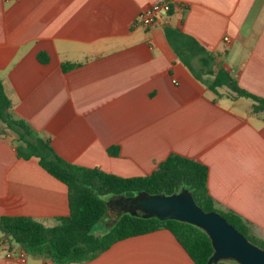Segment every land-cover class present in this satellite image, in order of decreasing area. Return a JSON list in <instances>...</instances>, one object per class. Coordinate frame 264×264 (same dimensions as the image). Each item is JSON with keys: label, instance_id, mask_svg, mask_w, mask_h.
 <instances>
[{"label": "crops", "instance_id": "crops-1", "mask_svg": "<svg viewBox=\"0 0 264 264\" xmlns=\"http://www.w3.org/2000/svg\"><path fill=\"white\" fill-rule=\"evenodd\" d=\"M156 1L0 0V82L11 115L65 161L122 177L150 174L170 153L201 162L217 207L264 239V112L225 85L211 90L213 75L195 76L175 51V32L191 36L215 67L264 98V0H173L152 26L135 24ZM13 138L0 135V217L53 226L68 214L67 186L37 157L18 156ZM20 249L0 232V264H55L7 257ZM67 264L194 262L159 228Z\"/></svg>", "mask_w": 264, "mask_h": 264}, {"label": "trees", "instance_id": "trees-1", "mask_svg": "<svg viewBox=\"0 0 264 264\" xmlns=\"http://www.w3.org/2000/svg\"><path fill=\"white\" fill-rule=\"evenodd\" d=\"M180 38L176 48L179 59L197 77L213 75L208 87L216 90L222 85L233 91L235 97L253 101L252 112H264V98L240 87L223 66L215 67L214 55L204 49L194 38L175 32ZM11 103L5 96L0 82V135L5 129L15 133L13 142L18 156L38 158L42 168L66 184L68 207L66 216L59 217L53 226L26 216L0 217V232L10 243L19 246L28 255L48 259L55 264L87 261L97 256L112 243L128 236L168 229L183 246L194 264H208L213 247L208 235L201 228L176 219L143 216L141 212H124L107 225L108 196L135 197L141 195H170L188 190L196 204L204 211L219 212L247 239L264 249V239L250 232L244 219L230 210L217 207L207 189V166L194 159L170 153L154 170L144 176L122 177L105 172L98 167H85L65 161L51 147L49 140L11 115ZM116 154L117 148H110ZM212 264H237L223 260Z\"/></svg>", "mask_w": 264, "mask_h": 264}, {"label": "water", "instance_id": "water-1", "mask_svg": "<svg viewBox=\"0 0 264 264\" xmlns=\"http://www.w3.org/2000/svg\"><path fill=\"white\" fill-rule=\"evenodd\" d=\"M108 200L106 216L113 221L124 212L143 216H157L164 219H176L193 224L208 235L213 253L208 264L223 260H234L237 264H264V249L250 242L217 211H204L194 201L191 193L184 189L170 195H141L118 197L116 204L120 210H111ZM115 209V208H114ZM116 213V214H115ZM112 214H115L112 217Z\"/></svg>", "mask_w": 264, "mask_h": 264}, {"label": "built area", "instance_id": "built-area-1", "mask_svg": "<svg viewBox=\"0 0 264 264\" xmlns=\"http://www.w3.org/2000/svg\"><path fill=\"white\" fill-rule=\"evenodd\" d=\"M172 1L173 0H158L156 2L144 6L135 18L134 23L143 27L152 26L159 15L168 14L170 12L172 7ZM223 40L225 42L230 41L228 37H224ZM27 256V252L22 249L16 252L7 253V257H15L21 262H25ZM46 264H51V262L48 261L46 262Z\"/></svg>", "mask_w": 264, "mask_h": 264}, {"label": "rangeland", "instance_id": "rangeland-1", "mask_svg": "<svg viewBox=\"0 0 264 264\" xmlns=\"http://www.w3.org/2000/svg\"><path fill=\"white\" fill-rule=\"evenodd\" d=\"M224 88V87H223ZM225 89V88H224ZM243 100H245V101H242V102H250L249 100H247V99H243ZM0 126L3 128V125H2V123H1V121H0ZM5 134L6 135H8V136H10V135H12L13 137L15 136V133L12 131V130H10V129H5ZM108 199H111V203H110V205H111V210H120V208H119V204H116V200L118 199V197H110V196H108L107 197ZM115 208V209H114ZM116 214V213H115ZM115 214H112V217H114L115 216ZM115 220H113V221H110V220H107V222H106V225H104L105 227H107V225H110V224H112L113 222H114ZM226 260H228V259H226Z\"/></svg>", "mask_w": 264, "mask_h": 264}]
</instances>
